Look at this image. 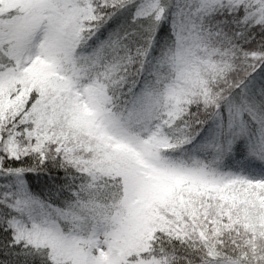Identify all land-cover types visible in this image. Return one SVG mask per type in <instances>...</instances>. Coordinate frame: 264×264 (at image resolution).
<instances>
[{"label": "snow or ice", "instance_id": "obj_1", "mask_svg": "<svg viewBox=\"0 0 264 264\" xmlns=\"http://www.w3.org/2000/svg\"><path fill=\"white\" fill-rule=\"evenodd\" d=\"M0 264H264V0H0Z\"/></svg>", "mask_w": 264, "mask_h": 264}]
</instances>
